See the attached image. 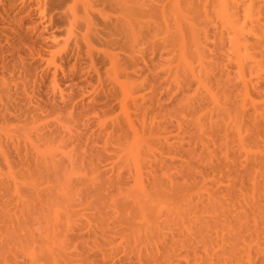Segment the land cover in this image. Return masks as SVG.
Masks as SVG:
<instances>
[{
  "label": "rangeland",
  "instance_id": "obj_1",
  "mask_svg": "<svg viewBox=\"0 0 264 264\" xmlns=\"http://www.w3.org/2000/svg\"><path fill=\"white\" fill-rule=\"evenodd\" d=\"M0 264H264V0H0Z\"/></svg>",
  "mask_w": 264,
  "mask_h": 264
}]
</instances>
